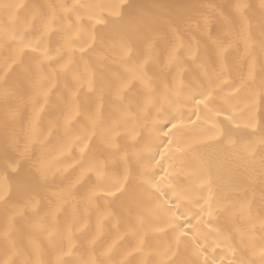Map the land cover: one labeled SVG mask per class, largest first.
<instances>
[{
    "label": "snow or ice",
    "instance_id": "1",
    "mask_svg": "<svg viewBox=\"0 0 264 264\" xmlns=\"http://www.w3.org/2000/svg\"><path fill=\"white\" fill-rule=\"evenodd\" d=\"M0 110V264H264V0H0Z\"/></svg>",
    "mask_w": 264,
    "mask_h": 264
},
{
    "label": "bare ground",
    "instance_id": "2",
    "mask_svg": "<svg viewBox=\"0 0 264 264\" xmlns=\"http://www.w3.org/2000/svg\"><path fill=\"white\" fill-rule=\"evenodd\" d=\"M29 3H47L51 2V0H27ZM100 2V0H98ZM134 3H138L140 5L151 6L158 3L172 4V5H183V4H197V3H208L212 2V0H133ZM215 2H220V0H215ZM250 3L258 4L259 0H249ZM0 117H2V110H0ZM223 253L218 250L217 258L219 259Z\"/></svg>",
    "mask_w": 264,
    "mask_h": 264
}]
</instances>
